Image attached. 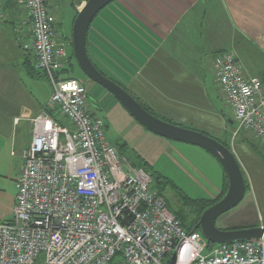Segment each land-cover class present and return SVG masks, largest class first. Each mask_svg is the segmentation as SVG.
I'll return each instance as SVG.
<instances>
[{
  "label": "crops",
  "instance_id": "1",
  "mask_svg": "<svg viewBox=\"0 0 264 264\" xmlns=\"http://www.w3.org/2000/svg\"><path fill=\"white\" fill-rule=\"evenodd\" d=\"M85 1L53 0L55 10L60 3L69 5L72 22ZM70 36H59L67 56ZM226 50L236 54L246 77L264 78V0H113L96 14L86 37L93 64L153 114L204 132L233 152L245 180L244 200L216 219L217 228L264 226V144L248 129L233 134V110L215 81L214 57ZM32 67L28 52L19 59L16 52L0 51V221L12 218L21 152L31 142L30 118L45 108L29 90L42 78ZM65 72L64 66L62 78L68 77ZM84 81L88 108L104 121L107 143L166 180L201 212L223 196L227 179L210 153L155 134L111 92Z\"/></svg>",
  "mask_w": 264,
  "mask_h": 264
},
{
  "label": "built area",
  "instance_id": "2",
  "mask_svg": "<svg viewBox=\"0 0 264 264\" xmlns=\"http://www.w3.org/2000/svg\"><path fill=\"white\" fill-rule=\"evenodd\" d=\"M0 21L14 23L52 90L30 118L12 218L0 221V264H111L116 255L122 264H164L173 252L175 264H264V238L210 246L200 231H187L151 175L105 141L86 82L60 76L68 56L50 0H0ZM214 64L233 134L248 129L264 144V79L246 77L232 50L216 54Z\"/></svg>",
  "mask_w": 264,
  "mask_h": 264
},
{
  "label": "water",
  "instance_id": "3",
  "mask_svg": "<svg viewBox=\"0 0 264 264\" xmlns=\"http://www.w3.org/2000/svg\"><path fill=\"white\" fill-rule=\"evenodd\" d=\"M113 0H86L77 12L71 29L73 56L85 76L111 92L122 106L145 128L173 141L199 146L210 153L221 165L226 179L225 194L201 213L196 228L207 242L230 243L264 238V226L223 230L216 226V219L235 207L245 194V180L233 152L216 138L199 130L171 123L147 111L127 90L108 78L90 60L86 51V37L96 14ZM176 253L164 260L175 264Z\"/></svg>",
  "mask_w": 264,
  "mask_h": 264
},
{
  "label": "rangeland",
  "instance_id": "4",
  "mask_svg": "<svg viewBox=\"0 0 264 264\" xmlns=\"http://www.w3.org/2000/svg\"><path fill=\"white\" fill-rule=\"evenodd\" d=\"M52 7L54 9L53 10L54 15L57 17L58 22L61 23V24L58 23V35L70 36L73 22L71 20V16L69 12L72 13L73 10L65 2L60 3L55 10V3L53 2V0H52ZM8 10L11 11L13 9L8 8ZM18 14L19 16L17 14L15 15V19L16 21L21 22V20L25 16L22 14V12L20 13L19 11ZM0 24L3 26L1 30L2 45L0 47V51L3 54V56H5L8 53H11L12 51V52H16L19 59L24 58L23 48L21 46H18L20 40L16 38L14 23L7 21H0ZM68 57L70 59V62L65 65V70H66L65 73L68 76L76 77L82 80L86 79L87 77L81 71L74 56L72 55V47H68ZM21 64L22 63H20V65ZM22 65H25V63L23 62ZM28 70L31 71V68H28ZM22 72L24 73V69H21V71L19 72V78H21L20 74ZM37 73L39 72L33 69V74L36 77H37L36 75ZM29 90H32L34 92L36 100L43 106H45L48 103L50 93L52 92L49 81L44 77L35 79V83L31 86L29 85ZM1 154H6V153L5 151H2ZM151 186L153 189L160 190L161 193H163V195L166 197L167 200L168 209L173 213V215H175L177 219L181 221L184 228H193L197 224L199 217L203 212V211L201 212L200 207L191 204L187 199L183 198L184 196L180 194L177 195V192L173 190L168 183L158 182L154 180L152 181ZM243 200L239 202L237 205L242 203ZM235 207H233L232 209L226 212H232V210H234ZM252 209H253L252 207H248L247 209V211L250 213L251 216L253 212ZM226 212H224L223 214H226ZM223 214H221V216ZM250 221H251L250 223H252L253 219H251ZM211 245L212 244L210 243V246ZM206 252L207 251H205L204 253ZM122 261H123L122 255H119L114 258L111 264H122Z\"/></svg>",
  "mask_w": 264,
  "mask_h": 264
},
{
  "label": "trees",
  "instance_id": "5",
  "mask_svg": "<svg viewBox=\"0 0 264 264\" xmlns=\"http://www.w3.org/2000/svg\"><path fill=\"white\" fill-rule=\"evenodd\" d=\"M70 40H71V36H70ZM72 45V44H71ZM73 55V54H72ZM28 56L30 57V54H28ZM31 58V57H30ZM32 69H34V70H37V69H35L34 68V66L32 67ZM39 73H37L36 75L39 77H44L45 78V76L39 71V70H37ZM264 79V78H263ZM117 83V82H116ZM117 84H119V83H117ZM120 85V84H119ZM121 86V85H120ZM125 89V88H124ZM126 90V89H125ZM135 98V97H134ZM136 99V98H135ZM137 100V99H136ZM138 101V100H137ZM142 105V104H141ZM143 106V108H145L147 111H149V112H151V110L150 109H148L147 107H145L144 105H142ZM151 113H153V112H151ZM155 115V114H154ZM204 133V132H203ZM206 134V133H205ZM208 135V134H207ZM210 136V135H209ZM222 143V142H221ZM224 144V143H223ZM117 151L121 154V155H123V156H125L126 158H127V160L129 161V163L132 165V166H135V167H140V168H143L146 172H148L150 175H151V177H152V179H153V181L154 180H156V181H158V182H160V178L158 177V176H155L154 175V173H152L148 168H146V166L144 165V164H142L141 162H136V161H134V160H132L127 154H125V153H123V152H121L119 149H117ZM165 182L166 183H168L166 180H165ZM164 182V183H165ZM226 189H227V184H226ZM226 189H225V192H226ZM157 192L158 193H161V191L160 190H157ZM225 192L223 193V195L225 194ZM183 198H185V197H183ZM185 199H188V198H185ZM200 201H203V200H200ZM216 201H218V200H216ZM216 201H212V202H210V204H206L205 205V208H207L208 206H210V205H212V204H214ZM204 208V209H205ZM203 209V210H204ZM179 220V219H178ZM180 221V220H179ZM180 223H181V221H180ZM181 225H182V223H181ZM183 226V225H182ZM184 227V226H183ZM189 229V230H188ZM196 231L197 230V228H186V230L187 231H194V230Z\"/></svg>",
  "mask_w": 264,
  "mask_h": 264
},
{
  "label": "bare ground",
  "instance_id": "6",
  "mask_svg": "<svg viewBox=\"0 0 264 264\" xmlns=\"http://www.w3.org/2000/svg\"><path fill=\"white\" fill-rule=\"evenodd\" d=\"M20 13H21V12H20ZM18 16H19V14H18ZM21 50H22V49H21ZM26 54H27V53H26ZM26 58H27V57H26ZM69 61H70V60H69ZM63 68H64V67H63ZM63 68H62V69H63ZM50 94H51V93H50ZM195 228H196V227H195ZM185 229H186V228H185ZM188 230H189V229H188ZM193 230H194V229H193ZM190 231H191V230H190ZM194 231H195V230H194ZM116 256H119V255H116ZM116 256H115V257H116Z\"/></svg>",
  "mask_w": 264,
  "mask_h": 264
},
{
  "label": "flooded vegetation",
  "instance_id": "7",
  "mask_svg": "<svg viewBox=\"0 0 264 264\" xmlns=\"http://www.w3.org/2000/svg\"><path fill=\"white\" fill-rule=\"evenodd\" d=\"M197 225V224H196ZM199 231V229H197Z\"/></svg>",
  "mask_w": 264,
  "mask_h": 264
}]
</instances>
